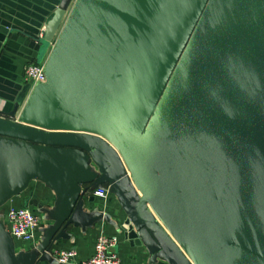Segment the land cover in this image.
<instances>
[{
    "label": "water",
    "instance_id": "95a60500",
    "mask_svg": "<svg viewBox=\"0 0 264 264\" xmlns=\"http://www.w3.org/2000/svg\"><path fill=\"white\" fill-rule=\"evenodd\" d=\"M51 10L28 31H0V48L15 29L37 40L36 62L51 48L46 83L0 110V203L44 163L70 185L68 155L81 153L151 253L264 264V242L241 222L264 166V0H57ZM227 24L259 36L217 38ZM241 156L249 174L225 180ZM14 259L0 246V264Z\"/></svg>",
    "mask_w": 264,
    "mask_h": 264
},
{
    "label": "crops",
    "instance_id": "0c3cea01",
    "mask_svg": "<svg viewBox=\"0 0 264 264\" xmlns=\"http://www.w3.org/2000/svg\"><path fill=\"white\" fill-rule=\"evenodd\" d=\"M56 1L0 0V31L7 30L3 22L28 31L38 21V16L40 24L41 15L52 12ZM40 37L37 38L39 41ZM35 44H38L37 40L16 29L6 36L0 48V110L8 112L17 98L20 97L23 104L29 96L32 88L24 77V67L29 62H36L38 51ZM50 50L48 48L43 57H47ZM68 160L79 175L78 178L71 175L79 185L77 197L74 182L69 185L60 177L55 165L48 162L43 164L39 175L32 174L19 181L20 187L0 203V246L9 245L15 258L13 263L61 264L52 252L71 248L77 255L67 264H81L93 254L95 237L105 231L117 235L118 242L110 250L119 255L122 264H171L144 245L120 194L98 166L81 153L69 154ZM98 188L107 190L106 195H95ZM20 206L40 216L32 240L27 242L10 234L6 217L10 207Z\"/></svg>",
    "mask_w": 264,
    "mask_h": 264
},
{
    "label": "built area",
    "instance_id": "2783aa9c",
    "mask_svg": "<svg viewBox=\"0 0 264 264\" xmlns=\"http://www.w3.org/2000/svg\"><path fill=\"white\" fill-rule=\"evenodd\" d=\"M45 59L42 62H29L24 67V77L30 83L31 88L46 83ZM107 190L98 188L94 191L97 196H105ZM9 224V232L15 238L22 241H30L33 233L40 223V216L29 210L27 207H10L6 213ZM118 242L116 234L100 232L95 237L93 254L82 261L81 264H122L118 254L110 250ZM54 258L61 264H67L74 260L77 255L76 250L71 248H61L52 252Z\"/></svg>",
    "mask_w": 264,
    "mask_h": 264
},
{
    "label": "rangeland",
    "instance_id": "374dc122",
    "mask_svg": "<svg viewBox=\"0 0 264 264\" xmlns=\"http://www.w3.org/2000/svg\"><path fill=\"white\" fill-rule=\"evenodd\" d=\"M216 13L217 11L215 12V14ZM214 16H213V19H214ZM227 27L228 28L224 29L223 31L214 33L216 34L217 38H224V37H228L230 34H236L239 38H242L245 40H251L255 36H259L258 33H256V31L252 29H247L246 27H244V25L237 26L235 24L234 25L227 24ZM255 41H260L262 42V46L264 45V39H261V38L255 39ZM44 59L45 57H43V59L40 62H42ZM238 146H242L248 149L245 144H239ZM230 147L225 148L224 151ZM224 151L221 150V152L219 153L220 160L223 159L222 155ZM246 160L247 158L245 156H241V157L234 158L233 161L229 165L227 166L224 165L226 166L224 174H227L225 180L233 182L239 176L246 178L253 164V163L251 164L249 169H245L247 171L243 173L244 169L241 167L240 164L242 161H246ZM263 178H264V166L260 173V179L255 184V191L253 192L254 195L248 201V204L246 205V208L248 210L247 211L245 210L246 212L243 214L241 218V222H242L243 228L246 231V233L249 234L251 237H253L255 240L262 241V242H264V199L262 198L260 193H258V191L263 189V180H262Z\"/></svg>",
    "mask_w": 264,
    "mask_h": 264
}]
</instances>
